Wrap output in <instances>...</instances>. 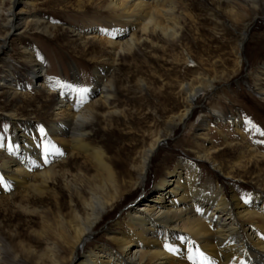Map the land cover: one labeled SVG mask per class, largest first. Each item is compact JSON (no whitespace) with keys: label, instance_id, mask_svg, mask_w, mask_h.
<instances>
[{"label":"rangeland","instance_id":"374dc122","mask_svg":"<svg viewBox=\"0 0 264 264\" xmlns=\"http://www.w3.org/2000/svg\"><path fill=\"white\" fill-rule=\"evenodd\" d=\"M184 1L178 10L182 15L179 40L170 41L161 33L145 40L137 31L136 47L113 64L108 46L85 35L86 25L107 15L102 12L105 4L98 8L86 0H0V46L8 38L0 58V140H11L14 129L24 125L25 138L20 141L33 138L42 146L52 125L67 120V115H57L56 95L36 86L37 81L29 76L39 63L47 67L49 77L62 76L68 85L78 84L87 91L96 80V70L106 68L101 86H113L112 105L83 97L82 110L94 108V120L85 133L92 147L113 158L127 183L131 180L127 174L137 179L133 163L140 162L154 137L163 138L145 184L124 190L118 203L104 213L87 249L110 246L106 232L125 231L131 208L152 199L159 180L182 159L196 163L206 180L214 177L225 190L233 185L244 197L258 190L251 173L238 171L233 179L226 178L248 143L264 151L259 144L264 139V100L258 92L264 79L257 83L255 78L264 71V11L244 17L238 0ZM232 5L239 9V20L229 15ZM11 10L19 16L13 23L16 32L7 37ZM73 66L80 72L76 81ZM199 77L214 80L216 89H208L197 99L184 125L179 116L191 107L183 85L197 86ZM233 119L244 123L245 139L238 136ZM72 129L77 132L76 126ZM33 130L38 132L32 134ZM61 151L64 160L42 168L56 172L49 185L42 179L43 171L31 169L25 188L4 192L0 174V238L12 250L8 249L6 264H49L44 256L47 246L57 243L65 248L62 227L72 235L71 203L77 204V213L83 216L85 201L90 202L95 194H111L91 155L72 156L64 147ZM203 151L210 153L209 161L198 160ZM1 155L0 150V162Z\"/></svg>","mask_w":264,"mask_h":264},{"label":"bare ground","instance_id":"6f19581e","mask_svg":"<svg viewBox=\"0 0 264 264\" xmlns=\"http://www.w3.org/2000/svg\"><path fill=\"white\" fill-rule=\"evenodd\" d=\"M78 1L82 3L84 0ZM86 1L90 6L95 5L98 8L105 4L102 12H107V15L86 25L85 35L108 46L113 64L117 63L120 56L128 51L132 52L136 47L137 31H141L145 40H151L152 35L157 33H161L170 41L180 39L182 15L178 14V10L184 6V0ZM238 1L243 8L244 17H250L252 13L260 15V12L264 11V0ZM185 7L187 8L186 5ZM238 10L235 6L230 8L229 15L232 19L239 20ZM11 11L9 20L12 26L7 37L16 32L13 23L19 16ZM242 38L240 48L243 49L247 33L242 34ZM7 39H4L0 46V58L5 53ZM239 59L241 65L240 54ZM75 67L71 69L74 81L80 77V72ZM96 74L95 82L83 97L96 98L94 100L96 104L103 101V104L109 107L114 96L113 86L108 87L106 84L101 86L106 68L96 70ZM29 76L33 81H37L36 86L46 89L49 95H56L59 100L57 115L65 114L67 120L52 125L48 132V141L42 146L35 143L33 138L20 141L24 137V125L14 129L11 140L5 141V138L0 140L3 191L9 192L16 187L25 188L29 184L31 169L43 171L42 168L49 164L64 160L63 154H60L61 147L72 156L78 153L91 155L97 171L105 177V189L111 191L108 195L95 194L90 202L85 201L83 216L77 213V204L71 203L74 205L71 207L72 220L69 223L72 235L67 234L64 226L62 227L60 238L64 241L65 248L62 249L57 243L49 244L44 255L49 264H201L200 253L207 258L205 264H264V169H262L264 151H260V148L252 143L246 145V150L241 152L226 179H233L240 171L251 173L255 177L257 191L250 192L244 197L233 185L225 190L214 177L206 180L200 174L201 169L196 163L182 159L167 173V177L159 180L152 199L131 208L127 215L125 231L109 229L106 232L105 236L110 246L102 245L87 249L88 241L93 238L96 227L104 218V213H108L113 205L118 203L124 190L128 188L137 190L145 184L152 160L161 148L163 138L159 135L154 137L142 152L140 162L133 163L137 179L133 178L134 174H127L131 179L127 183L125 175L116 168L113 158L88 143L85 127L94 120L92 116L94 108L82 110L83 103L78 94L65 86L68 84L62 76L57 79L49 77L47 67L42 63H39ZM203 77L198 78L197 86L183 85L188 94L187 103L190 107L205 91L216 89L213 85L214 80ZM255 78L257 83L261 82L264 79V71L257 72ZM79 86L73 85L74 88H80ZM258 92L264 100V86H260ZM191 113L192 107L184 110L179 116L180 122L185 125ZM218 114L225 118L222 113ZM232 125L238 136L245 139L244 123L233 119ZM74 126L77 132H73ZM37 132L31 131L32 134ZM259 144L264 150V139ZM198 160L209 161L210 153L206 151L199 153ZM52 170L42 172V179L46 185L52 181L55 172ZM2 242L0 238V264H6L10 252L8 249L11 248L4 247ZM168 247L174 251H168ZM23 250L29 252L31 249ZM18 257L16 255L15 260Z\"/></svg>","mask_w":264,"mask_h":264},{"label":"snow or ice","instance_id":"6c2138e0","mask_svg":"<svg viewBox=\"0 0 264 264\" xmlns=\"http://www.w3.org/2000/svg\"><path fill=\"white\" fill-rule=\"evenodd\" d=\"M66 87H68L70 89V91H75L78 96L80 97L81 101L83 102V96L84 94H86L87 90L86 89H82V88H78V87H73L72 85H65ZM43 131V129H41V132ZM262 135H264V133H261ZM45 150L47 151V147L45 148ZM62 155V153H60ZM0 183H3V178H0ZM168 251L172 252L174 251V249H172L171 247H168ZM201 256V264H205L207 258L203 256V253H200ZM189 259H192V257H189Z\"/></svg>","mask_w":264,"mask_h":264}]
</instances>
